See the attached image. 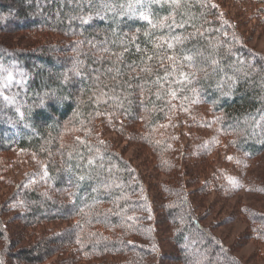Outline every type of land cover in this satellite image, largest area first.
I'll return each instance as SVG.
<instances>
[{
    "label": "trees",
    "instance_id": "1",
    "mask_svg": "<svg viewBox=\"0 0 264 264\" xmlns=\"http://www.w3.org/2000/svg\"><path fill=\"white\" fill-rule=\"evenodd\" d=\"M0 32L25 33L28 44L43 32L59 34L21 49L0 42V152L37 154L49 183L70 190L71 200L25 191L20 230L0 220V238L8 240L3 264H41L70 247L103 262L131 252L119 262L133 264L148 247L130 243L131 234L158 250L154 233L164 239L168 231L182 264H238L184 205L183 193L180 204L167 191L151 207L142 174L94 134L99 118L118 112L133 121L141 110L146 130H153L174 99L198 93L238 152L248 159L264 154V56L215 3L0 0ZM166 142L153 143L160 152ZM58 221L69 228L49 230ZM35 227L47 230L22 244L25 230ZM255 231L264 236V228Z\"/></svg>",
    "mask_w": 264,
    "mask_h": 264
},
{
    "label": "rangeland",
    "instance_id": "2",
    "mask_svg": "<svg viewBox=\"0 0 264 264\" xmlns=\"http://www.w3.org/2000/svg\"><path fill=\"white\" fill-rule=\"evenodd\" d=\"M211 1L232 20L243 41L264 56V2ZM26 35L22 32L0 35V42L6 40L7 46L10 42L9 46L21 49L59 39V34L43 32L37 34V41L33 39V43L28 44ZM142 112L133 121L126 120L118 112L105 115L95 122L94 134L99 140L110 142L142 174L143 188L153 192L151 207L155 208L156 197L162 199L167 191L173 193L175 203L180 204L178 196L183 193L181 198L187 202L184 205H188L200 225L238 264H264V236L255 233L256 227L264 228L259 227L261 219L264 220L261 217L264 215V154L248 159L238 152L231 134L221 128L219 114L198 93L194 99H174L167 118L153 130H146ZM153 140H166L165 151L159 152ZM34 188L53 200L71 201L70 190L55 188L49 183L45 163L37 154L21 149L0 152V220L8 229L11 225L13 231L20 230L21 220L17 219L27 209L23 195ZM67 222L49 223V230L67 229ZM27 229L22 244L34 243L46 228ZM170 235L168 231L164 239H159L154 233L160 245L155 250L149 240L131 234L130 243L148 247L145 258L133 264H182L183 258L176 252ZM7 241L0 238V264L9 259L4 254ZM130 253L127 252L123 259L107 255L103 262L104 256L84 258L70 247L41 264H120L119 261L125 262Z\"/></svg>",
    "mask_w": 264,
    "mask_h": 264
},
{
    "label": "snow or ice",
    "instance_id": "3",
    "mask_svg": "<svg viewBox=\"0 0 264 264\" xmlns=\"http://www.w3.org/2000/svg\"><path fill=\"white\" fill-rule=\"evenodd\" d=\"M146 18V17H145Z\"/></svg>",
    "mask_w": 264,
    "mask_h": 264
}]
</instances>
